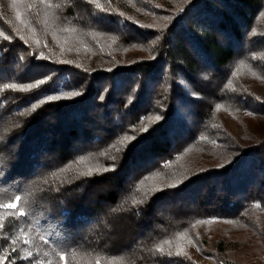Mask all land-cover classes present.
<instances>
[{
    "label": "trees",
    "instance_id": "1",
    "mask_svg": "<svg viewBox=\"0 0 264 264\" xmlns=\"http://www.w3.org/2000/svg\"><path fill=\"white\" fill-rule=\"evenodd\" d=\"M124 1L0 0V201L21 195L27 212L4 219V264H65L60 251L67 264H201L175 255L190 239L234 264L232 238L210 249L199 225L264 239V0ZM72 88L83 94L29 114ZM113 156L115 171L79 175ZM21 229L31 243L13 250Z\"/></svg>",
    "mask_w": 264,
    "mask_h": 264
},
{
    "label": "snow or ice",
    "instance_id": "2",
    "mask_svg": "<svg viewBox=\"0 0 264 264\" xmlns=\"http://www.w3.org/2000/svg\"><path fill=\"white\" fill-rule=\"evenodd\" d=\"M45 0H41V3H44ZM89 2L91 3L92 0H89ZM50 6V5H49ZM29 7H32V5H29ZM57 7H59V5H57ZM96 8L98 9H101V5L100 4H96L95 5ZM119 15L123 16V13H119ZM17 19L21 21V23H25V21L22 19V14L21 13H17ZM69 29H65V31H68ZM74 30V29H72ZM34 31V30H33ZM4 39H7L8 37H3ZM27 43V41H25ZM36 43L39 45V41L37 40ZM47 45H45L46 47ZM67 62V61H66ZM111 69H109L110 71ZM207 78V77H205ZM46 79H50V77L46 78ZM46 79H42V80H39L37 81L36 83H31V84H27V85H17L16 83H11V84H7L5 85L6 88H10L12 90H20V91H27L29 89H32V88H35L37 87L38 85H41V84H44L46 82ZM82 91H80L79 89H75V88H72V89H68L66 91H59L57 94H54V95H50V96H47V97H43L41 98V100L36 103V104H33L30 109H29V114L31 111H35L41 104L45 103V102H50V101H55V100H59L61 98H65V99H71V98H75L77 96H80L82 95ZM219 107V106H218ZM24 113H22L23 115ZM253 113H249V115H252ZM162 117H160L159 115H156L153 119H152V122H158L159 120H161ZM148 128L147 127H144L142 129V131H147ZM125 140H127L129 143L135 139V137H124ZM122 147H126V144L123 143L122 141ZM121 149H118L117 151H120ZM117 157L116 156H113L112 157V160H113V163L111 165H108L106 167H104L103 169H92V168H89L86 172H82V173H79L80 176H92L93 174H103V172H108V171H115L116 169V161ZM231 161H229L230 163ZM225 165H220V167H224ZM140 183H143V181H141ZM177 185L176 184H170L168 185V187H176ZM139 186H137V189L136 191H139ZM164 189L163 188H156V189H153L151 190L150 192H145L142 194V198L139 199V200H134L133 203H145L148 199V197L153 194L155 191H163ZM12 199V202H3V201H0V213H3V215H0V229H4L5 227V223H4V219L5 217H19V216H25L27 214L26 210H25V207L23 206L22 204V197L21 195H16L14 196ZM28 199V196L26 195L25 197H23V200H27ZM17 210L19 209L18 211H7V210ZM211 221H198L197 223H210ZM227 223H233V221H226ZM24 232L25 230L24 229H21L20 230V235L16 236V237H12L11 240H10V247H12L13 250H15V244L16 243H22L24 245H28L31 243V241L27 238H25V235H24ZM42 240H44L45 243H48V240L44 239V236H41L40 237ZM182 238V237H181ZM5 239H9L8 237H5ZM190 243H192V241L190 240L189 241ZM165 243H169L168 241H165ZM25 251H27V255L24 257L25 259H28L29 257H32L33 256V253L28 250V249H25ZM156 251L160 252L162 255H172L173 253L171 251H168V252H165V249L163 247V245H158L156 247ZM45 256L47 255V253L44 254ZM57 255V258L59 260H64L65 261V264H67V254L64 252V251H60L59 253H56ZM175 255H183L185 256L186 258L190 259V257H188L187 253L184 251L183 247H179L177 249V251L175 252ZM8 256V253L7 252H4L3 254H0V264H3V260L6 259ZM37 264H44V262L42 261H37ZM47 264H52V261H48ZM96 264H100V259L97 258L96 259Z\"/></svg>",
    "mask_w": 264,
    "mask_h": 264
},
{
    "label": "rangeland",
    "instance_id": "3",
    "mask_svg": "<svg viewBox=\"0 0 264 264\" xmlns=\"http://www.w3.org/2000/svg\"><path fill=\"white\" fill-rule=\"evenodd\" d=\"M122 7L127 8L124 0H119ZM264 92V87H262ZM224 119L226 120L228 126L235 133L239 132V126L237 123L231 118V116L223 112L222 113ZM197 235L201 241H207L208 244H205V247L213 248V244H215L220 239H234L230 244L231 251V260L234 264H264V239L259 238L256 239L254 237L252 241L248 240L244 244L242 242L243 235L241 233V229L235 227L233 225L219 223L214 225L201 224L198 227ZM191 240V239H190ZM189 240V241H190ZM188 240L186 243H181V247H183L185 252L190 253V256L200 262L201 264H212L213 260L211 258L206 257L205 254H201L200 249H198L197 244L193 242L190 243ZM202 245V244H201ZM202 250V248H201ZM4 264V260H3Z\"/></svg>",
    "mask_w": 264,
    "mask_h": 264
}]
</instances>
